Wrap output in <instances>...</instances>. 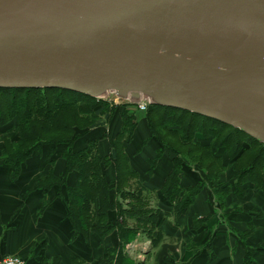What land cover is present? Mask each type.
<instances>
[{
    "label": "water",
    "instance_id": "1",
    "mask_svg": "<svg viewBox=\"0 0 264 264\" xmlns=\"http://www.w3.org/2000/svg\"><path fill=\"white\" fill-rule=\"evenodd\" d=\"M0 87L179 108L264 143V0H0Z\"/></svg>",
    "mask_w": 264,
    "mask_h": 264
},
{
    "label": "trees",
    "instance_id": "2",
    "mask_svg": "<svg viewBox=\"0 0 264 264\" xmlns=\"http://www.w3.org/2000/svg\"><path fill=\"white\" fill-rule=\"evenodd\" d=\"M127 105L132 104L111 105L108 99L62 88L0 87V160L13 166L12 177L16 178L22 164L36 151L46 145L54 151L63 147L66 172H77L76 183L68 186L66 175L60 178L50 174L39 187L66 186L73 237L94 232L105 241L117 232V244L106 249L108 256L100 264H145L130 256L127 246L137 235L144 234L156 248L167 235V211L152 205L145 188L133 185L140 175L132 167L126 149L138 121ZM117 110L121 111V126L111 140L108 154L100 153L97 141L79 149L74 147L76 140L92 128L106 126ZM146 117L150 136L159 145L156 156L148 161L149 173L166 154L173 162L161 194L172 205L175 217L186 213L205 184L202 180L183 184L182 172L190 165L203 172V180L216 183L220 203L232 188L244 196L246 184L261 190L264 196V143L239 128L179 108L149 105ZM226 161L233 170V183L219 181ZM112 164L116 168L114 181L108 176ZM112 191L118 195L115 200ZM112 210L117 212L114 222L109 221ZM54 264H58L57 259Z\"/></svg>",
    "mask_w": 264,
    "mask_h": 264
},
{
    "label": "crops",
    "instance_id": "3",
    "mask_svg": "<svg viewBox=\"0 0 264 264\" xmlns=\"http://www.w3.org/2000/svg\"><path fill=\"white\" fill-rule=\"evenodd\" d=\"M114 105L120 103L115 101ZM134 108L127 105L129 110ZM120 112L117 110L106 126L92 128L80 136L74 147L79 149L97 141L100 153L108 154L111 140L121 126ZM137 121L126 149L132 167L140 175L133 185L145 188L152 195L151 203L167 211L168 217L164 225L166 239L153 248L150 239L139 234L131 242L134 246L130 247V256L133 248L137 255L132 257L145 264H264L262 191L246 184L244 196L237 195L232 188L220 203L216 183L203 180L202 172L188 166L181 175L183 184L192 185L201 180L205 184L186 213L175 217L172 205L161 194L162 184L173 167L172 159L164 155L149 173L148 161L156 156L159 145L150 136L147 117H138ZM62 151L63 147L54 151L51 146H44L22 164L16 178L12 177L13 166L0 160V257L17 255L25 264H54L55 259L58 264H100L108 256L106 249L117 244L116 231L105 241L94 232L73 237L66 186L39 187L50 174L60 178L66 175L68 186L76 183L77 172H66ZM1 154L0 146V157ZM108 176L113 181L116 179L115 165L109 167ZM219 181L233 183L231 179ZM112 192V199H117L116 192ZM116 218L117 212L110 211L109 221Z\"/></svg>",
    "mask_w": 264,
    "mask_h": 264
},
{
    "label": "rangeland",
    "instance_id": "4",
    "mask_svg": "<svg viewBox=\"0 0 264 264\" xmlns=\"http://www.w3.org/2000/svg\"><path fill=\"white\" fill-rule=\"evenodd\" d=\"M108 100H109V103H111V104H113L114 105V102L115 101H117V102H119L120 103V105H122L125 101H123V100H120V99H116L114 96L113 97H110V98H108ZM132 106H134V105H132ZM137 110V111H136ZM139 111V112H138ZM132 112H134V114L136 115V117L138 118V117H142V116H147V112H148V110L147 111H141V110H139V109H136V108H134L133 110H132ZM13 138H16L17 136L16 135H13L12 136ZM1 144V143H0ZM190 165V164H189ZM191 166V165H190ZM191 167H195L194 165H192ZM225 167H226V169L225 168H223L224 170L223 171H225L224 172V174L222 175V177L221 178H223V179H230L232 176H233V170H232V168H231V166H229V162H227L226 161V163H225ZM199 168V167H198ZM200 171V170H199ZM200 172H202V171H200ZM202 174H203V172H202ZM204 178H205V175H202ZM216 179H217V177H215ZM216 179H215V182H216ZM149 197H150V200L151 199H153L152 198V195H149ZM153 205V204H152ZM154 206V205H153ZM134 243H131V244H129V246H128V250H129V253H130V247H132V246H134L133 245ZM131 245V246H130ZM135 251L133 250V248L131 249V254H132V256H134V257H136V255H137V253H134ZM136 261H139V259L137 260V259H135Z\"/></svg>",
    "mask_w": 264,
    "mask_h": 264
},
{
    "label": "built area",
    "instance_id": "5",
    "mask_svg": "<svg viewBox=\"0 0 264 264\" xmlns=\"http://www.w3.org/2000/svg\"><path fill=\"white\" fill-rule=\"evenodd\" d=\"M149 105L150 104L147 102H141L137 105H134V107L141 111H147ZM0 264H25V260L17 255H5L0 257Z\"/></svg>",
    "mask_w": 264,
    "mask_h": 264
}]
</instances>
